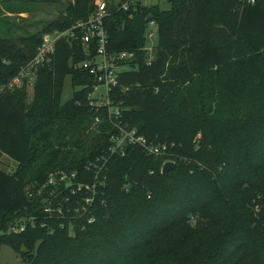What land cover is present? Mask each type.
Masks as SVG:
<instances>
[{
  "label": "trees",
  "instance_id": "obj_1",
  "mask_svg": "<svg viewBox=\"0 0 264 264\" xmlns=\"http://www.w3.org/2000/svg\"><path fill=\"white\" fill-rule=\"evenodd\" d=\"M167 1L110 0L106 50L135 57L109 105L90 106L92 75L74 66L94 56L95 41L86 54L80 40H59L29 101L25 78L0 92V158L15 162L13 171L0 167V246L23 263L264 264V0ZM93 8V0H72L40 31L0 37V85L18 76L44 34ZM149 21L157 25L151 64ZM67 76L73 91L62 101ZM115 106L122 124L165 143V152H111ZM166 161L173 167L162 174ZM52 174L68 181L45 189H56L50 206L61 207L49 214L28 187ZM30 215L34 227L10 232Z\"/></svg>",
  "mask_w": 264,
  "mask_h": 264
},
{
  "label": "built area",
  "instance_id": "obj_2",
  "mask_svg": "<svg viewBox=\"0 0 264 264\" xmlns=\"http://www.w3.org/2000/svg\"><path fill=\"white\" fill-rule=\"evenodd\" d=\"M137 1V0H134ZM245 4H253L255 0H242ZM116 2V0H115ZM110 0H93V11L88 15L86 19L77 20L73 26L66 30H54L50 33H46L42 37V42L37 47L35 55L21 68L18 76L14 77L10 82L0 85V92L5 90H11L14 86L20 84L21 79L25 78L27 84H33L37 77V70L39 66L48 64L51 60V56L55 51V46L57 42L63 38L66 40H80L83 45V50L86 54H89V45L91 42L95 41L96 49L94 56L85 57L82 61L77 62L74 66L75 68H80L81 70L87 71L90 75H92L93 83L90 85V90L87 92V99L90 106L94 107L96 110L98 107L103 105H109L108 94L112 87L117 85L119 74L128 68L130 65L128 64V60L134 59L135 55L130 51H122V52H113L108 53L106 50L107 44V33L103 26V18L107 14L108 5ZM242 3V4H243ZM122 8H127V2H124L121 5ZM156 26L154 21H149L147 26ZM77 30V33L75 32ZM145 38V46L144 49L147 50L149 48L148 45L153 47L156 44V38L154 36L153 30H148L146 28L144 33ZM152 49L146 54V63L151 64L153 60ZM99 87H103V90H100ZM109 113H112V116H109L111 119V124L114 129H116V133H114L111 137L112 146L110 147L111 152H116L122 154L124 152L125 145H139L144 148V150L152 155H161L166 150L165 143L152 144L148 143L146 139L137 134L135 128H129L127 125L122 124L118 119L120 117V109L115 106L113 108H109ZM95 121H98V117H95ZM100 169L98 167L97 171ZM74 177V174L71 176ZM65 180L66 176L64 174H59L58 177L55 175H50L48 181L41 186V191L37 192V196L42 194L41 196V206H43L41 212L43 213H51L54 210H58L61 212V207H59V203L55 208H51V204L58 200L55 190H48L44 193L45 189L49 185H55L56 181ZM57 186H54L56 188ZM58 188V187H57ZM28 196L32 197L30 191H28ZM84 203L90 204V198L84 199ZM84 208V205L81 207ZM85 209V208H84ZM26 223H29L31 227L35 226V217L29 216L27 220L22 219L15 224L11 225L9 230L12 233H20L25 230Z\"/></svg>",
  "mask_w": 264,
  "mask_h": 264
},
{
  "label": "rangeland",
  "instance_id": "obj_3",
  "mask_svg": "<svg viewBox=\"0 0 264 264\" xmlns=\"http://www.w3.org/2000/svg\"><path fill=\"white\" fill-rule=\"evenodd\" d=\"M72 0H0V37H13L18 38L26 36L41 30V28L49 21L55 19ZM146 4L158 3L162 8H168L169 3L167 0H142ZM18 10L25 11V13H17ZM7 11L12 12L7 13ZM148 30L154 31V36L157 39V27L147 26ZM145 50V54L152 49L150 45ZM78 89V86L74 87ZM103 90V87H99ZM73 87L71 85V79L69 76L65 78L62 101H66L71 98ZM32 85L28 84V101L31 98ZM0 167L6 171H13L15 168V162L5 155L0 158ZM32 197L35 201H38L35 205L37 208L41 206V195L37 196V192L42 189L40 186L36 188H30ZM0 264H28L21 261V257L18 253L12 250L7 245L0 246Z\"/></svg>",
  "mask_w": 264,
  "mask_h": 264
},
{
  "label": "water",
  "instance_id": "obj_4",
  "mask_svg": "<svg viewBox=\"0 0 264 264\" xmlns=\"http://www.w3.org/2000/svg\"><path fill=\"white\" fill-rule=\"evenodd\" d=\"M172 167H173V162L171 161L164 162L161 168V173L167 174L172 169Z\"/></svg>",
  "mask_w": 264,
  "mask_h": 264
},
{
  "label": "crops",
  "instance_id": "obj_5",
  "mask_svg": "<svg viewBox=\"0 0 264 264\" xmlns=\"http://www.w3.org/2000/svg\"><path fill=\"white\" fill-rule=\"evenodd\" d=\"M8 13V12H7ZM11 14V13H10Z\"/></svg>",
  "mask_w": 264,
  "mask_h": 264
}]
</instances>
